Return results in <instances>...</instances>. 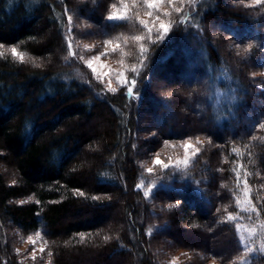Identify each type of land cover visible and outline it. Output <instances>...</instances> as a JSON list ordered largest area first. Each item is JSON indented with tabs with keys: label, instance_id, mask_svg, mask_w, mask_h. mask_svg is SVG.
Returning a JSON list of instances; mask_svg holds the SVG:
<instances>
[{
	"label": "trees",
	"instance_id": "1",
	"mask_svg": "<svg viewBox=\"0 0 264 264\" xmlns=\"http://www.w3.org/2000/svg\"><path fill=\"white\" fill-rule=\"evenodd\" d=\"M75 1L80 2L0 0V44H22L34 60L50 57L42 67L0 57V163L16 172L9 182L0 171V264H23L7 233L9 222L21 235L44 231L49 264H90L87 256L109 264L112 255L115 264H162L151 242L158 236L143 227L159 213L136 185L144 175L141 116L155 77L165 71L175 75L170 82L176 91L168 99L157 96L159 108L149 106L160 121L153 129L157 135L142 143L189 140L194 155L185 168L154 176L164 185L152 197L160 192L179 202L170 209L171 221L204 236L206 245L196 249L206 259L264 264V250L246 253L231 218L244 181L264 227V0H197L184 7L170 37L155 36L145 52L138 51L139 75L116 93L79 74L65 58L64 34ZM119 4L84 0L77 11L98 7V16L87 19L102 31L105 24L134 35L152 31L134 24L139 6ZM118 7L117 12L127 8L126 19L107 20ZM181 70L187 79L178 78ZM166 110L178 113L167 126ZM189 115L203 123L184 131L177 123ZM91 118L102 126L85 128L83 120ZM108 222L118 224L109 228ZM223 239L230 242L225 253L214 243Z\"/></svg>",
	"mask_w": 264,
	"mask_h": 264
},
{
	"label": "rangeland",
	"instance_id": "2",
	"mask_svg": "<svg viewBox=\"0 0 264 264\" xmlns=\"http://www.w3.org/2000/svg\"><path fill=\"white\" fill-rule=\"evenodd\" d=\"M83 1L84 0H80V2ZM80 2L75 1L73 3L71 9L72 12L68 15L66 31L64 34L66 45L65 58L70 60L71 66H73L79 74H82V76H91L94 80H97L100 86L106 91L109 93H116L119 91V88L129 81L130 78L139 75L138 73H140L142 68L140 65L141 62L138 59L139 56L137 55L138 51L145 52L149 47L148 43L153 41L155 36L156 38H160V40L170 37L174 32L172 30H174L173 24L177 14L184 7L196 3L197 0H172L171 4H169L167 0H163V2L153 9H149L147 5L144 4L143 0H135V2L134 0H125L124 3H121L120 0L119 6H128V8L139 6L140 13L135 14L137 17H134V24H136V22L140 23V20H144L146 23H140L141 28L145 27L146 29L152 30L148 32L146 31L145 33L141 31L139 34L135 35L129 32L122 33L120 27H112L111 24L103 25L102 31L101 26L95 24L97 23L95 20L93 21L92 18L87 19V15L89 14L91 16H94L95 14L98 16V7L86 9L83 11V14L77 11ZM177 8L180 9L179 12L176 11ZM118 9L119 7L115 9V12H117ZM92 12L94 13L91 14ZM149 12H151V15H148ZM160 22L170 26L171 31L168 34H165L159 28ZM212 29L216 30L218 27L213 26ZM108 31L111 33L109 36L106 35L108 34ZM154 31H158V33H155L156 35L152 37ZM136 37H140V39L138 40ZM150 37L152 38L147 41ZM105 41H110V43L106 44ZM13 48L16 49L17 55H13ZM122 55L129 56L127 58H121ZM7 56L17 62H31V64L38 65V67H42L46 63H49L48 59L50 58L47 56L45 58L41 57L34 60L27 54L22 44H0V57ZM93 69H95V71H93ZM261 73L264 74V69ZM177 76L183 80L187 79L182 70ZM174 77L175 75L173 76L166 71L162 78L155 77L154 80L156 82L152 87L153 91L149 94L147 99L150 107H154L153 109L159 108V102L155 99L157 96H159L157 98L161 99H168L172 96L171 94L176 91V88L173 89V87L176 85L173 86V82L170 81L173 80ZM159 86H163L164 88L161 89ZM218 97L219 95L217 94L216 98ZM187 105L196 106L197 104L188 102ZM149 106L147 105L144 107L139 125L138 139L142 147H140L138 157L139 165L141 171L144 172V175L141 176L136 188L140 189L144 196L152 201V206L159 213L158 220L154 221V223L149 222V224L143 226L146 228V234L150 235L154 233L155 236H158L151 241L154 250L153 253L157 257L158 262L162 264H188L194 261V259L199 261L198 264H224L214 258L206 259V255L200 254L201 250L196 249H202L207 243L204 236L197 233L198 231L189 228L187 224H183L176 219L171 221L170 209H176L179 202L160 192H156L155 197H152L154 190L156 188H161L164 185V183L156 180L154 176H162L165 171H174L175 167L180 168L182 166L185 168L188 161L193 159L194 151L191 150L194 144L190 143L189 140L180 143L163 142L157 146L155 145L156 147L143 144L142 142L152 139L153 136L157 135L153 129L154 125L158 124V121H160V119L156 116L153 117V114L150 113V110H148L150 109ZM177 114L173 116V114H169V112L165 113L164 117H162L165 126L170 123L173 124L174 119H177L178 117ZM202 123L203 122H199L189 115L186 120L181 119L177 125L180 129L188 131L189 129L199 127ZM83 124L85 128H91L94 125L101 127L102 120L100 121L99 118L85 119L83 120ZM185 142L191 145V148L187 149V151L184 147ZM186 157L187 163H185ZM156 159H159L162 163L155 164L154 161ZM164 164L169 165V167L164 168ZM148 169H151L152 171L149 172ZM0 171L6 176V180L9 182H12L16 176L15 170L6 164L0 163ZM170 174H172V172H170ZM146 192L148 193L147 196L145 195ZM235 202L236 213L233 215L231 214V218L235 223L238 238L242 247L246 253H251L248 249H252V252L264 250V227L256 217V210H253L254 208L251 204L250 189L244 181H242L241 187L237 192ZM162 214H164V216H162ZM120 223H123V219ZM117 224L118 222H108L107 226L113 228L114 226L116 227ZM166 226H168L167 230L165 229ZM7 227V233L14 245V250H16V253L19 256L18 259L20 262L23 264H33V262H37L38 264L50 263V248L47 244L43 230L38 229L21 235L18 233V228L11 222H9ZM164 229L166 230L165 232H163ZM29 237H31V240ZM213 237L216 238L215 236ZM214 243L216 244L215 248L224 253L227 250L226 245L230 248V242L227 240L224 241V239L223 241L215 240ZM41 248L44 249L43 252L40 251ZM160 252L161 254L159 255ZM197 255H199L198 259L196 258ZM92 258L94 257L87 256L85 260H93L89 262L90 264H93V262L104 264V262H106L105 260H102L101 257H97L98 260L96 257L94 259ZM205 259L207 261H205ZM108 261L110 262L109 264L117 263L116 255H112V258ZM136 264H139V261H136Z\"/></svg>",
	"mask_w": 264,
	"mask_h": 264
},
{
	"label": "snow or ice",
	"instance_id": "3",
	"mask_svg": "<svg viewBox=\"0 0 264 264\" xmlns=\"http://www.w3.org/2000/svg\"><path fill=\"white\" fill-rule=\"evenodd\" d=\"M124 2H125V0H121V3H124ZM134 2H135V0H134ZM143 2H144V4L147 5V7H148L149 9H153V8H156L157 5H159L161 2H163V0H143ZM167 2H168L169 4H171V3H172V0H167ZM261 2H262V0H253V3H254V4H260ZM113 7H115V5H114ZM176 11L179 12L180 9L177 8ZM126 13H127V8H125L123 11H120L119 13H117V12H113L112 14L106 16L105 18H106L107 20H110V21H113V20H123V19H126ZM148 15H151V12H149ZM140 23H141V24H145L146 22H145L144 20H140ZM159 28H160L165 34H168V33L171 31L170 26L167 25V24H165V23H163V22H160V24H159ZM136 39L139 40L140 37H136ZM105 43H106V44H107V43H110V41H105ZM12 53H13V55H17V52H16V49H15V48L12 49ZM21 58H23V57H21ZM89 66L91 67L90 64H89ZM93 71H95V69H93ZM254 75H255V74H253V76H254ZM133 84H135V81H133ZM132 90H133V89L130 88V89H129V92H131ZM262 127H264V125H262ZM184 147H185V150L187 151V149L191 148V145L188 144L187 142H185ZM154 163H155V164H161L162 161H160L159 159H156V160L154 161ZM185 163H187V157L185 158ZM163 167H164V168H168L169 165L164 164ZM148 171L151 172L152 170H151V169H148ZM145 195L147 196L148 193L146 192ZM38 235H39V233H38ZM29 239L31 240V237H29ZM40 251L43 252L44 249L41 248ZM248 251H249V252H252V249H248Z\"/></svg>",
	"mask_w": 264,
	"mask_h": 264
}]
</instances>
